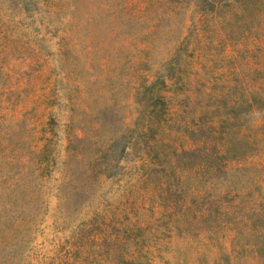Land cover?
<instances>
[{"label":"rangeland","instance_id":"1","mask_svg":"<svg viewBox=\"0 0 264 264\" xmlns=\"http://www.w3.org/2000/svg\"><path fill=\"white\" fill-rule=\"evenodd\" d=\"M0 264H264V0H0Z\"/></svg>","mask_w":264,"mask_h":264},{"label":"trees","instance_id":"2","mask_svg":"<svg viewBox=\"0 0 264 264\" xmlns=\"http://www.w3.org/2000/svg\"><path fill=\"white\" fill-rule=\"evenodd\" d=\"M224 0H206V2H215V3H219V2H222Z\"/></svg>","mask_w":264,"mask_h":264}]
</instances>
